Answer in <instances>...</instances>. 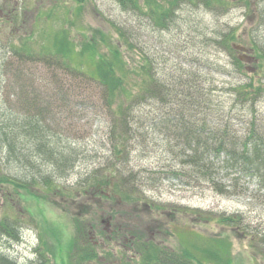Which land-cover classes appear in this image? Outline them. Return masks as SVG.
<instances>
[{
    "label": "rangeland",
    "instance_id": "rangeland-1",
    "mask_svg": "<svg viewBox=\"0 0 264 264\" xmlns=\"http://www.w3.org/2000/svg\"><path fill=\"white\" fill-rule=\"evenodd\" d=\"M139 1L142 5L139 10L125 11L116 0H0V59L1 55L10 56L9 62L17 67L16 73L25 74L26 81L32 80V86L28 84L29 90L35 95L41 92L42 102L58 100L45 116L49 133L52 134L49 136L51 144H72L80 154L78 168L67 178L68 185H75L81 178L80 174L85 176L86 172L103 166L111 153V144H115L113 138L109 140L106 129L116 106L109 107L105 103L99 92V83L90 78L95 74L91 57L88 59V56L81 58L77 55L83 42L96 36L100 45L98 51L104 55H110L111 48L117 46L125 63L132 69L147 62L146 57H149L158 78L165 83L167 80L173 86L185 71L197 67V58L202 64L208 60L216 70L201 67L199 73L213 77L214 81L205 77L200 85L205 89H210L214 84H217V90L225 88L227 91L220 96L227 99L234 95L233 86L249 83L248 77L253 73L257 77L261 76L264 82V57L261 55L257 59L256 51V44L264 50V0H231L226 2L225 8L219 2L215 3L217 8H214L212 4L207 6L205 0H186L168 28H161L154 22L148 13L149 9L144 6L147 0ZM246 1L250 2L249 5L245 4ZM189 17L197 22L198 29L209 35L217 31L234 30L237 35L235 54L241 57L246 69H252V72L235 71L229 53L198 43L195 40L198 32L190 29ZM115 24L123 28L132 48L120 40ZM63 29H67L77 46L76 53L72 55V72L65 66L68 54L65 52V55L59 56L54 53L57 51L54 36ZM20 54L26 60L25 65L21 63ZM51 57L60 61L58 70L48 68L56 67ZM80 60L83 63H78ZM254 62H259L263 67L258 74ZM5 71L1 66L0 111L3 109L4 113V109L10 108L9 112L14 115L18 110L22 88L15 80L13 68L12 71ZM128 80H131V75ZM176 86L180 92V86ZM62 88H65L64 91ZM217 90L216 94L219 92ZM256 107L261 119L256 123L257 129L264 135V92L258 98ZM159 108L160 105L153 103L146 106L149 120L152 121ZM251 121L256 122L253 117L241 121L238 125L241 131H236L243 133ZM152 130L156 135L155 141L167 143L166 133L153 127ZM54 133L61 136V142L57 141ZM137 150L140 154L134 159H141V164L137 165L142 168L150 170L171 161L170 156H166L159 162L148 151L134 148V153L137 154ZM4 156L5 153L0 149V172L17 176L14 169L16 166H12ZM251 163L256 173L241 176L235 168L229 172L225 162L218 159L216 166L220 172L212 169L211 173L214 172V179L222 187L219 191L215 190L212 182V186L200 184L203 182L196 186H186L165 178L159 179L154 185L146 184L143 188L148 198L157 203L172 202L206 212L243 213L246 224L255 234L264 233V166L258 160ZM151 171L156 178L164 177L157 173L158 168ZM37 174L41 178L47 175L43 170ZM3 178L0 176V181ZM239 178L240 184L234 188ZM35 187L31 189L33 192L30 195L22 188L0 182V227H3L5 221L11 222L13 218H18L20 230L17 239L0 234V252L22 264H39L40 261L64 264L63 258L66 255L63 250L69 237H74L77 232V225H87L83 229L95 241L98 260L102 259L104 263L120 264L134 259V263L139 264L143 240L182 251L183 243L196 244L205 249L214 245V241L210 245L207 242L220 237L225 241L224 244L218 243L223 254L217 262L213 260L207 264H264L260 253L263 246L259 247L255 235L246 230L228 229L202 220L195 222L190 216L173 213L168 205L165 209H156L146 204L136 206L132 202H116L102 197L98 200L94 197L68 199L54 197L43 188ZM102 229L110 238H104ZM136 233L143 240L140 239L135 246L133 239ZM151 247L152 244L149 245Z\"/></svg>",
    "mask_w": 264,
    "mask_h": 264
},
{
    "label": "trees",
    "instance_id": "trees-1",
    "mask_svg": "<svg viewBox=\"0 0 264 264\" xmlns=\"http://www.w3.org/2000/svg\"><path fill=\"white\" fill-rule=\"evenodd\" d=\"M185 1L147 0L144 6L149 9L148 13L159 27L168 28L175 21L181 4ZM205 1H207V6L212 4L214 8H217L215 3L219 2L225 8L226 2L231 0ZM116 2H119L125 11L139 10L142 7L139 0H116ZM249 3L245 2L246 5ZM190 23V29H195L198 32L195 39L198 43H205L229 53L232 56V65L235 71L252 72V69H246V64L241 57L235 54L237 49L234 43L237 35L234 30L217 31L216 34L214 32L215 35H209L198 29L197 22L191 18ZM114 26L120 40L132 48L131 41L126 37L123 28L116 24ZM102 40L105 41V38L103 37ZM54 44L57 49L54 53L59 56L68 54L65 66L72 72V55L76 53L77 46L75 40L70 38L67 29L61 30L54 36ZM99 47L95 36L91 40L83 42L77 55L81 58L88 56L89 59L91 57V65L95 74L90 78L99 83V92L105 103L109 107L116 106L111 112L108 129H106L109 140L111 141L113 138L115 142L114 145L111 144L112 149L107 162L89 173L86 172L85 176L80 174L81 178L75 185L67 184V178L79 166L77 160L80 154L72 144L63 146L51 144L52 139L49 136L52 134L49 133V125L45 122V116L48 115L51 106L57 104L58 100L42 102L41 92L35 95L33 91L29 90L28 84L32 86V80L26 81L25 74L16 73L17 67H13L9 62L10 56L1 55L0 68L1 66L5 68V72L12 71L13 68L16 75L15 80L21 85L23 92L21 95H23H20L18 110L14 112V115L9 112L10 108L9 110L4 109V113H2L3 109L0 111V149L5 153L4 157L9 163L16 166L14 169L17 171V176L0 172V176L4 177L0 182L22 188L30 195L33 192L31 189L36 185L35 188L40 189L41 187L54 197H67L68 199L94 197L96 200L102 197L116 202H132L136 206L146 204L156 209H165V206L168 205L173 213L190 216L196 222L202 220L205 223H215L228 229L234 228L237 231L241 229L254 234V238H257L259 242L258 246H263L260 253L264 259V233L256 232L255 234L246 224L243 213L206 212L185 205L157 203V201L148 198L143 188L146 184L154 185L159 182V179L165 178L186 186H196L200 182H203L200 184L211 185L210 182H212L215 190L219 191L222 187L214 179V172L211 173L212 169L220 172L216 166L218 159L221 158L225 162L229 172H233V168H235L236 173L241 176H252L256 173L251 163L253 160H258L264 166V139L262 138L264 135L260 134L256 124L257 121H261L259 110L256 107L258 98L264 92V82L261 76L257 77L253 73L248 77L249 83L234 85L232 88L234 95L227 99V97L220 96L227 91L225 88L217 90V84H214L210 89H205L200 85L205 77L214 81L213 77L199 73L200 68L216 69L213 65L211 66L208 60L202 64L201 60L197 58V67L185 71L176 80L175 84L180 86V92H178L176 85H169L167 80L165 83L160 77L158 78L157 70L149 57H146L147 62L132 69L125 63L117 46L111 48L110 55L99 53ZM256 47L258 49L255 48L257 59L261 55L264 57L263 48L259 45ZM19 56L21 63L25 65L26 60L22 54ZM52 60L56 62L54 63L56 67L48 66V68L58 70L60 61L55 57ZM81 60L78 63H83ZM254 66L256 74L263 68L259 62H254ZM129 75H131L130 81L128 80ZM137 81L139 82L136 83ZM215 90L219 91L218 94ZM39 96L41 99H38ZM151 103L160 105L152 121L148 119L147 110H145L146 106ZM252 117L256 122L251 121L250 124H247L244 134L238 133L236 129L241 131V128L238 127L241 121ZM152 127L166 133L167 143L154 140L156 135ZM54 134L57 141L61 142V136ZM132 144H136V146L131 147ZM134 148L143 152L148 151L149 155L159 162L164 160V157L170 156V162L152 168H158L157 173L163 174L164 177L156 178L152 175V169L139 167L137 164H141V159L135 160L134 158L140 153L138 150L137 154L134 153ZM208 159L211 161H207ZM209 164L212 165L208 167ZM40 170H43L47 175L41 178V175L37 174ZM240 179L236 180L234 188L239 186ZM16 219L13 218L11 222L5 221L3 227H0V234L17 239L20 230L18 218ZM172 223L176 225V223ZM86 227L87 225H77L74 237H69L63 250L67 257V259L63 258L64 264H109L104 263L102 259L98 260L99 252L96 251V243L90 237L89 232L84 230ZM104 230L101 231L104 238H110L105 235ZM135 235L133 242L136 246L142 238L137 233ZM213 241L214 245L205 249L199 248L196 244L184 245L183 243L182 251H174L160 243L143 240L140 247L142 258L139 264H207L213 260L217 262L221 258L220 255L223 254V249L218 243L224 244L225 241L217 237L216 240L212 239L206 244L210 245ZM150 244H152L151 248H149ZM213 246L214 248L211 249ZM230 257L233 259L232 256ZM134 261V259H129L128 262L122 261L120 264H135ZM44 263L47 264L45 261L39 262V264ZM0 264L22 263L0 252Z\"/></svg>",
    "mask_w": 264,
    "mask_h": 264
}]
</instances>
